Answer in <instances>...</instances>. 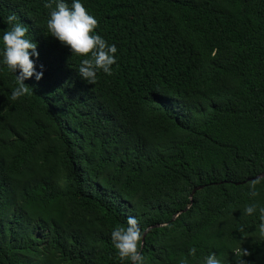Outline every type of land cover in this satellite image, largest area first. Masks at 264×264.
I'll return each instance as SVG.
<instances>
[{"label":"trees","instance_id":"16d2710c","mask_svg":"<svg viewBox=\"0 0 264 264\" xmlns=\"http://www.w3.org/2000/svg\"><path fill=\"white\" fill-rule=\"evenodd\" d=\"M81 2L117 48L92 84L47 33L43 0H0L43 65L16 100L0 66V264H130L110 240L129 215L144 264H264L242 213L264 173V0Z\"/></svg>","mask_w":264,"mask_h":264},{"label":"clouds","instance_id":"9594fccd","mask_svg":"<svg viewBox=\"0 0 264 264\" xmlns=\"http://www.w3.org/2000/svg\"><path fill=\"white\" fill-rule=\"evenodd\" d=\"M47 13V33L67 46L71 55L83 57L76 69L78 75L86 83H94L97 72L111 75L110 67L116 61L114 55L116 45L108 43L94 29L97 20L86 10L81 0H43ZM7 27L0 29V66H3L15 78V86L9 93L10 100H16L29 92V87L23 83L28 78L39 81L43 75V65H35L38 56L36 43L26 33L28 28L21 23L15 13L0 18ZM30 56L32 59H30ZM258 185H264V176H258L247 184V196L250 202L245 204L242 213L245 216L256 214L258 223L256 231L264 239V205L255 198L258 196ZM240 230H243V225ZM142 229L138 226L135 216L129 215L125 225H116L110 232V240L116 256L125 258L130 264H144V256L138 251ZM239 252V250H237ZM195 248L188 249V256L195 254ZM247 255V252H244ZM177 264H188L183 256ZM201 264H222L218 254L209 252L202 257Z\"/></svg>","mask_w":264,"mask_h":264},{"label":"water","instance_id":"95a60500","mask_svg":"<svg viewBox=\"0 0 264 264\" xmlns=\"http://www.w3.org/2000/svg\"><path fill=\"white\" fill-rule=\"evenodd\" d=\"M259 176H264V173L261 174V175H259ZM257 177H258V176H257ZM200 188H201V186H200V187H197V188L193 191V193H194L197 189H200ZM193 193H192L191 196H190V198H191V203H192V196H193ZM190 205H191V204H190ZM190 205H188L187 208H186L185 210L180 211V212H178L177 214H175V215L173 216V218H172L171 221L175 220L180 214H182V213L185 212L187 209H189ZM164 225H166V223H165V224H157V225H153V226L148 227L147 230L145 231L144 235H143V238H142L143 244H144V237H145V235L147 234V232H148L150 229H152V228H156V227H161V226H164Z\"/></svg>","mask_w":264,"mask_h":264}]
</instances>
